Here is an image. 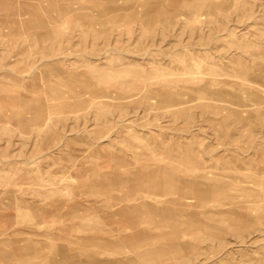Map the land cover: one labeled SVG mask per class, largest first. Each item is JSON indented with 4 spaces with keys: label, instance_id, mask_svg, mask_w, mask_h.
Returning <instances> with one entry per match:
<instances>
[{
    "label": "rangeland",
    "instance_id": "rangeland-1",
    "mask_svg": "<svg viewBox=\"0 0 264 264\" xmlns=\"http://www.w3.org/2000/svg\"><path fill=\"white\" fill-rule=\"evenodd\" d=\"M0 264H264V0H0Z\"/></svg>",
    "mask_w": 264,
    "mask_h": 264
}]
</instances>
